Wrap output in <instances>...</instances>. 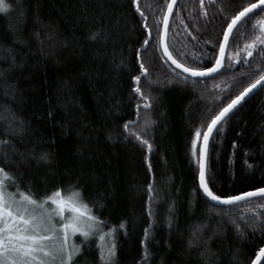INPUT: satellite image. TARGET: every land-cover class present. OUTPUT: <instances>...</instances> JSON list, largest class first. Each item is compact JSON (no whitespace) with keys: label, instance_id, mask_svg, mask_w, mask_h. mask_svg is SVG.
I'll return each mask as SVG.
<instances>
[{"label":"trees","instance_id":"1","mask_svg":"<svg viewBox=\"0 0 264 264\" xmlns=\"http://www.w3.org/2000/svg\"><path fill=\"white\" fill-rule=\"evenodd\" d=\"M6 2L12 8L0 13V168L9 174L7 188L36 200L79 189L101 229H115V264L141 261L145 229L150 255L142 264H250L264 245V198L209 202L198 185L192 141L264 74V45L251 56L245 50L264 34L258 24L264 7L234 30L223 69L196 79L161 51L167 0ZM254 2L178 0L168 28L171 54L186 66L211 67L227 22ZM146 37L151 43L141 56L148 74L139 83L152 98L149 109L132 80ZM42 153L49 158L40 159ZM206 179L222 196L264 188V86L214 132ZM77 242L80 252L69 264H101L97 235Z\"/></svg>","mask_w":264,"mask_h":264},{"label":"snow or ice","instance_id":"2","mask_svg":"<svg viewBox=\"0 0 264 264\" xmlns=\"http://www.w3.org/2000/svg\"><path fill=\"white\" fill-rule=\"evenodd\" d=\"M175 0H167V10L163 11V23L165 26L168 24L169 14L173 10ZM134 5L137 4V0H132ZM258 5H264V0H256V3H248L245 7H242L239 11L235 12L227 22V26L223 29V39L219 41L220 56H216V62L211 67H190L181 63L178 59L174 58L168 47L164 44V33H159L160 45L163 47L164 55L180 68L185 73H190L192 76H203L206 73L214 72L221 65V58L225 51V47L234 38V27L242 21V18H246L252 13L253 9H256ZM12 8V5L7 3L6 0H0V13H5ZM136 11L145 17V13L137 5ZM159 19V17H157ZM259 27L264 33V19L258 21ZM148 25L144 24V28L148 29ZM151 35V33H149ZM92 39L96 38V34L93 33ZM211 43V41H209ZM151 42L146 37L143 44L136 50L137 61L139 62L140 72L137 75L132 76V80L136 82L133 87V91L142 99L143 107L149 109L152 104V98L145 95L142 91L140 81L148 74V68L143 63L141 56V49L147 51L146 46ZM257 44L264 45V34L257 35L255 41L248 42L245 45V50L248 56L252 55V49ZM240 50L238 49V52ZM264 74L249 84L238 95L233 97L219 112L213 115L207 123V129L203 132L204 145L200 146L199 159V187L203 190L207 197L213 201H219L225 204H230L235 201H239L245 197H251L257 194H264V188H256L253 191L243 192L239 195L222 196L216 194L210 187L209 182L206 181L205 175V153L208 137L213 128L217 126L231 110H233L246 96L251 93L257 85L264 86ZM152 121L149 119L145 121V126ZM135 123V122H132ZM125 129L132 134L128 125L125 124ZM196 135H200V129H197ZM142 144L147 145L151 149L152 145L144 138L140 133L135 134ZM193 148L196 146V140L192 141ZM40 159L47 160L48 154L42 153ZM147 159V158H146ZM151 170V168H150ZM0 175L8 177L9 174L5 172L3 168H0ZM19 197L13 193L7 191L5 181L0 179V264H54L59 256V264H69L73 260L76 253L80 252L78 245H72L69 248L68 237L69 233H80L85 238L95 235L98 231L99 240L102 241L100 245V262L101 264H115V258L117 254V244L114 235L115 229L109 228L106 232L100 230L102 221L94 215L88 205L83 202L82 194L79 189H74L68 196L61 194V189H56L51 195L46 196L41 201H37L31 195L19 191ZM149 195H152V186L149 185ZM264 198V197H262ZM51 201L53 205H56L54 209L44 208L45 201ZM44 208V211L39 215L35 212V206ZM264 207V205H261ZM69 209L72 215L64 223L53 222L52 216L58 215L64 217V210ZM120 228L124 227L122 221L119 225ZM239 229V226L237 225ZM62 233V239L57 230ZM149 229H145V239L141 240V244L145 245L144 256L137 264L142 262L150 255L147 248V238L149 237ZM192 244V241H189ZM43 254V255H41ZM264 255V247L259 249L257 256ZM51 257V261L48 259ZM252 264H256L254 260Z\"/></svg>","mask_w":264,"mask_h":264},{"label":"water","instance_id":"3","mask_svg":"<svg viewBox=\"0 0 264 264\" xmlns=\"http://www.w3.org/2000/svg\"><path fill=\"white\" fill-rule=\"evenodd\" d=\"M178 2V0H175V2H174V5H173V10H172V12L169 14V18H168V24H167V26H165L164 25V23H163V21H162V27H161V32H163L164 33V44L168 47V45H167V36H168V28H169V24H170V20H171V16H172V13H173V11H174V8H175V6H176V3ZM254 3H256V2H254ZM264 7V5H258L257 6V8L256 9H253L252 10V13H254L255 11H257V10H259V9H261V8H263ZM166 10H167V6H166ZM165 10V11H166ZM251 13V14H252ZM251 14H249V15H251ZM248 15V16H249ZM247 16V17H248ZM243 19H245V18H242V20ZM242 22V21H241ZM241 22H239L238 23V25L241 23ZM237 25V26H238ZM237 26H235L234 27V30L237 28ZM233 30V31H234ZM222 39H223V37H222ZM160 47H161V51H162V53H163V55H164V51H163V47L160 45ZM227 48H228V44L226 45V47H225V51H224V53H223V55H222V58H221V65H220V67H218L217 69H216V71H214V72H209V73H206L205 75H203V76H192L190 73H185V72H183V70L182 69H180V68H177L176 67V65H174L168 58H167V56H165L164 55V57L168 60V62L175 68V69H177L178 71H180L181 73H183V74H185V75H187V76H190V77H192V78H196V79H204V78H208V77H212V76H214V75H216V74H218L222 69H223V67H224V62H225V57H226V52H227ZM168 50H169V48H168ZM169 52H170V50H169ZM221 55V53H220V49H219V52H218V55L217 56H220ZM215 62H216V60H215ZM214 62V63H215ZM262 83H264V82H262ZM262 86H260V85H257V87L251 92V93H249L247 96H246V98L244 99V100H242L241 102H240V104H238L233 110H231L221 121H219L218 122V124H217V126L216 127H214L213 128V130H212V132L210 133V135H209V137H208V142H207V145H206V153H205V175H206V169H207V156H208V148H209V142H210V140H211V137L213 136V134H214V132L216 131V129L218 128V126L234 111V110H236L246 99H248L252 94H254L258 89H260ZM206 129H207V127H206ZM205 129V130H206ZM204 130V131H205ZM203 131V132H204ZM195 140H196V147L198 148V159H199V150H200V146L201 145H204V143H205V141H204V137H203V133L201 134V135H199V136H197L196 135V138H195ZM198 169H199V164H198ZM206 181H207V179H206ZM198 185H199V170H198ZM200 188V187H199ZM200 190H201V192H202V194L204 195V197L209 201V202H211V203H213L214 205H218V206H230V205H234V204H237V203H241V202H244V201H247V200H251V199H254V198H258V197H263L264 196V194H257V195H254V196H251V197H245V198H243V199H241V200H239V201H235V202H233V203H230V204H225V203H222V202H219V201H213V200H211L209 197H207L206 196V194L203 192V190L200 188ZM250 191H253V190H250ZM248 192V191H247ZM239 195V194H238ZM262 247H264V245L262 246ZM261 247V248H262ZM259 252V251H258ZM257 252V253H258ZM264 259V255H260V256H257V254L255 255V257L253 258V260L251 261V263L250 264H252V262L255 260L256 261V264H260L261 262H262V260Z\"/></svg>","mask_w":264,"mask_h":264},{"label":"rangeland","instance_id":"4","mask_svg":"<svg viewBox=\"0 0 264 264\" xmlns=\"http://www.w3.org/2000/svg\"><path fill=\"white\" fill-rule=\"evenodd\" d=\"M0 179H3V180L5 181V177H4L3 175H0ZM5 186H6V183H5ZM6 188H7V186H6ZM7 191L10 192V193L15 194V195L17 196V198L19 197V193L12 192V191H10L8 188H7ZM71 192H72V191H65V190H62V191H61V194H62L63 196L66 197V196H68ZM37 201L39 202V201H41V200H37ZM55 207H56V205H53L52 202H51L50 200H49V201H45V203H44V208L54 209ZM44 208H41V207L39 206V204H38L37 206H35V212H36V214L39 215L41 212L44 211ZM71 215H72L71 211H70L69 209L66 208V209L64 210V217H63V218L60 217V216H58V215H53V216H52V220H53V222L64 223V222L67 221V219H68ZM100 230H102L101 227H100ZM57 231H58V234L60 235V238L62 239V233L60 232L59 229H58ZM95 235H97L98 238H99V233H98V231H97V233H96ZM78 236H80L81 238H84V239H85V237H84L83 235H81L80 233H78V232H77V233H73V232H70V233H69V237H68V245H69V248H71L72 245H78V242H77V237H78ZM41 255H43V254H41ZM48 259L51 261L52 258L49 257ZM54 264H59V256L57 257V259H56V261L54 262Z\"/></svg>","mask_w":264,"mask_h":264},{"label":"flooded vegetation","instance_id":"5","mask_svg":"<svg viewBox=\"0 0 264 264\" xmlns=\"http://www.w3.org/2000/svg\"><path fill=\"white\" fill-rule=\"evenodd\" d=\"M252 14H253V13H252ZM252 14H251V15H252ZM251 15H249V16H251ZM249 16H248V17H249ZM248 17H246V18H248ZM246 18H245V19H246ZM245 19H243V20H245ZM243 20H242V21H243ZM257 26H258L257 23H256V24H251V26H250L249 28H251V29H255V28H257Z\"/></svg>","mask_w":264,"mask_h":264},{"label":"bare ground","instance_id":"6","mask_svg":"<svg viewBox=\"0 0 264 264\" xmlns=\"http://www.w3.org/2000/svg\"><path fill=\"white\" fill-rule=\"evenodd\" d=\"M253 260V259H252Z\"/></svg>","mask_w":264,"mask_h":264}]
</instances>
